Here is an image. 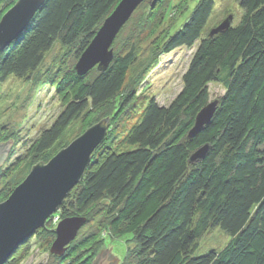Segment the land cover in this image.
Here are the masks:
<instances>
[{"label": "trees", "instance_id": "obj_1", "mask_svg": "<svg viewBox=\"0 0 264 264\" xmlns=\"http://www.w3.org/2000/svg\"><path fill=\"white\" fill-rule=\"evenodd\" d=\"M2 1L0 7L7 4ZM120 1L45 0L24 32L0 50V86L9 78L29 82L56 45L66 56L51 67L45 83L64 110L26 151L27 161L11 181L17 183L25 168L28 173L51 159L72 123L93 116L78 138L101 121L129 117L145 68H155L162 56L178 49L196 48L179 94L167 106L148 99L117 144L119 134L108 143L105 137L81 181L34 234L43 232L53 241L55 218L84 217L93 226L86 225L64 255H50L47 264L92 263L101 240L113 235L129 236L132 243L119 264H264V0H237L243 12L239 23L233 26L229 15L230 27L213 36L214 28L207 32L206 27L215 0H184L179 10L171 0H156L153 6L145 0L115 38L107 70L77 76L75 64ZM176 17L183 21L177 24ZM211 84L224 92L214 100L210 122L189 138L197 114L214 102ZM15 140V134L6 133L0 148L7 151L11 143L13 149ZM204 146L205 157L191 164L192 154ZM215 229L230 242L220 251L194 256ZM26 244L5 264H19Z\"/></svg>", "mask_w": 264, "mask_h": 264}, {"label": "rangeland", "instance_id": "obj_2", "mask_svg": "<svg viewBox=\"0 0 264 264\" xmlns=\"http://www.w3.org/2000/svg\"><path fill=\"white\" fill-rule=\"evenodd\" d=\"M4 1L7 2V4L2 5V8L0 7V20L3 15L17 3L18 0ZM151 1L153 2V0H146L147 3H152ZM171 1L175 8L174 10H179L180 6L183 5L184 2V0ZM1 2L3 3L2 0H0V3ZM242 14L243 12L240 9L237 0H215V6L211 19L208 21L206 31L209 32V30L218 26L219 23L229 15L233 16L232 25L235 26L239 23ZM175 21H178L177 24H179L183 20L181 17H179V19L176 17ZM170 23L171 21L168 19L166 26H168ZM205 33L206 32H204V35ZM144 49L145 47L143 50ZM143 50L140 53V61L145 55V51ZM195 50V46L191 49H178L168 55L162 56L158 66L155 68H145L146 71H144L141 76L143 80L138 90L135 89L136 91L133 93L139 97V100L136 101L135 108L131 107L132 109L129 112V117H123L119 121L113 120L109 122V126H112L113 130L112 128H109L106 141L104 143H108L112 134H119L117 135L118 139L114 141L117 144V140L121 139L136 121L140 112L146 106L148 99L153 98L159 106H167L179 94L182 87V75L185 73ZM64 57H66L64 56V50H62L59 45H56L49 53L45 55L42 66L38 68V70L33 75V78L29 82L9 78L3 85L0 86V93L2 94V100L0 99V137L2 138L4 135H6V133H13L16 135L17 140L16 146L13 149V144L10 145L8 150L9 152H7L6 157L2 161V166L0 167V203L8 199L6 198L5 200L4 197H7L10 186L12 188L14 187L12 189L14 190L16 185L18 183L21 184L31 171V166L29 167L30 171H28V173H26L25 168V172L21 174V178L17 181V183H11L17 170L21 168L20 164H23V161H27L26 151L28 148L33 144V142L38 138L43 130H47L53 125L58 116L64 110V107L54 94V90L45 85L49 70L55 69L51 67L57 65L59 59ZM63 61L67 62L66 59ZM134 69L136 70L137 68ZM36 79H39V81L34 86ZM223 92L224 91L221 86L216 84L209 85L210 101L216 100L223 94ZM104 117L105 116L102 115L100 119ZM92 118L93 116L89 115L87 118L81 117L78 121L72 123L56 150L50 153L51 159L56 155V153L61 151V147L64 148L65 145L67 147L69 144H71L82 132L86 122L88 123V121ZM97 120L98 117L93 122ZM9 153L11 154L10 158ZM18 160L19 162L17 165L19 166H13L14 162H17ZM60 220L61 219L57 218L51 221L50 224L53 226V230L56 229V226ZM86 225L88 228L93 227L90 223H85L81 230H86ZM41 229L43 228H40L34 234L40 232ZM42 233H40L38 236L32 234L28 239L25 240L24 243L27 242V250L25 255L21 256L20 254V256L17 258V261L19 260V264H47L49 256L51 255L49 253V246L51 247L56 238L53 241L50 239V241H52L50 244V241H48V239L44 237ZM99 235H101V232L98 231L97 236ZM113 236L114 237H112V239H109L108 236H106L108 239L105 238L101 240L102 245H100L99 250L92 257V262L95 260V257L97 256L100 249L109 250L111 248L110 254L119 260L117 264L120 263L126 254V250L128 247L132 246V243L127 242L130 239L129 236H124L120 239H117L115 235ZM230 240V237H228L221 230H211L199 242V246L194 252V256H201L212 250L220 251L226 247Z\"/></svg>", "mask_w": 264, "mask_h": 264}, {"label": "water", "instance_id": "obj_3", "mask_svg": "<svg viewBox=\"0 0 264 264\" xmlns=\"http://www.w3.org/2000/svg\"><path fill=\"white\" fill-rule=\"evenodd\" d=\"M144 1L119 2L75 64L74 71L77 76H85L94 68L100 72L107 70L113 59L112 44L115 38ZM44 2L45 0H18L3 15L0 20V50L7 48L24 32ZM155 2L156 0H153L151 6ZM231 21L232 17L228 16L211 31L210 35L226 31ZM216 106L217 101L211 102L197 114L189 138L210 122ZM109 127V120L97 123L59 151L46 164L35 165L8 199L0 203V264H5L17 247L37 230L45 227L48 219L81 181L94 151L104 141ZM10 145L11 143L8 145V150ZM206 152L207 146L200 148L192 154L189 162L192 164L202 160ZM85 223L84 217H68L60 220L54 230L56 239L49 253L56 257L63 256ZM110 249H100L92 264H117L119 260L110 254Z\"/></svg>", "mask_w": 264, "mask_h": 264}, {"label": "flooded vegetation", "instance_id": "obj_4", "mask_svg": "<svg viewBox=\"0 0 264 264\" xmlns=\"http://www.w3.org/2000/svg\"><path fill=\"white\" fill-rule=\"evenodd\" d=\"M1 147V146H0ZM4 150V152H3ZM3 152V153H2ZM9 152V151H8ZM6 154V149L0 148V167L2 166V161L4 159V155ZM1 170V169H0Z\"/></svg>", "mask_w": 264, "mask_h": 264}, {"label": "built area", "instance_id": "obj_5", "mask_svg": "<svg viewBox=\"0 0 264 264\" xmlns=\"http://www.w3.org/2000/svg\"><path fill=\"white\" fill-rule=\"evenodd\" d=\"M55 219H57V218H55Z\"/></svg>", "mask_w": 264, "mask_h": 264}, {"label": "bare ground", "instance_id": "obj_6", "mask_svg": "<svg viewBox=\"0 0 264 264\" xmlns=\"http://www.w3.org/2000/svg\"><path fill=\"white\" fill-rule=\"evenodd\" d=\"M29 151V150H28Z\"/></svg>", "mask_w": 264, "mask_h": 264}]
</instances>
